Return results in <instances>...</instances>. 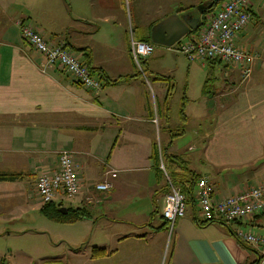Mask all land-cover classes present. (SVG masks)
<instances>
[{
	"label": "crops",
	"instance_id": "obj_1",
	"mask_svg": "<svg viewBox=\"0 0 264 264\" xmlns=\"http://www.w3.org/2000/svg\"><path fill=\"white\" fill-rule=\"evenodd\" d=\"M209 1L0 0V174L20 175L0 178V232H17L10 224L33 222L42 213L37 177L57 170L59 152L68 150L80 190L57 193L52 201L84 209L80 221L93 225L90 249L68 251L82 258L80 264H256L257 250L233 232H264V212L237 223L200 225L195 184V205L187 202L169 232L162 216L167 186L158 162L161 148L177 155L196 177L210 180L215 199L264 181V0L250 1L251 18L234 39L254 55L247 78L237 63L186 59L177 121L193 126L196 138L185 156L171 146L179 134L170 108L178 80L176 67L159 66L169 57L167 45L155 43L142 62L145 76L128 50L131 36L151 41L152 27L173 14L199 18L198 27L177 41L195 35ZM21 24L50 42L64 41L102 86L86 88L48 65L23 40ZM198 64L221 65L213 94L210 77L198 79ZM103 180L112 182L109 190L95 188ZM94 246L105 255L91 257Z\"/></svg>",
	"mask_w": 264,
	"mask_h": 264
},
{
	"label": "built area",
	"instance_id": "obj_2",
	"mask_svg": "<svg viewBox=\"0 0 264 264\" xmlns=\"http://www.w3.org/2000/svg\"><path fill=\"white\" fill-rule=\"evenodd\" d=\"M251 0H224L221 6L205 17L200 30L188 38L170 45L181 52L187 60L219 59L227 63H237L241 66V75L247 78L251 73L254 55L234 44V39L249 22L251 15L249 4ZM21 35L24 41L41 54L46 63L56 66L59 70L71 75L74 82L86 88L99 89L102 82L85 63L81 62L64 41L50 42L40 31L27 24H21ZM155 48V43L130 37L128 50L137 68L144 76L142 62ZM156 119L153 122L156 123ZM159 153V168L164 176L167 192L162 216L167 220L169 232L176 220L183 216L187 201L185 194L175 185L170 177L163 159ZM116 172H111L114 177ZM197 206L203 220L239 222L264 212V181L243 188L233 194L219 199L213 197V186L210 180L201 176L196 181ZM112 187L110 180L95 184L100 191ZM35 188L42 203L50 202L57 193L63 196H73L80 190V182L76 175V165L72 152H59L58 168L54 172H45L37 177ZM236 239L245 246L255 248L258 253L256 264H264V232H255L236 228Z\"/></svg>",
	"mask_w": 264,
	"mask_h": 264
},
{
	"label": "rangeland",
	"instance_id": "obj_3",
	"mask_svg": "<svg viewBox=\"0 0 264 264\" xmlns=\"http://www.w3.org/2000/svg\"><path fill=\"white\" fill-rule=\"evenodd\" d=\"M217 8L218 5L208 10L205 13V17L207 18L210 12ZM165 47L168 49L169 57L167 61L162 62L159 66H162L164 70L166 68L169 69V67L170 69L176 67L173 73L176 74L178 80L176 95L170 103V108L171 118L175 120L173 121L175 124L173 125V131L179 134L174 137L171 146L176 148L178 153H182L185 156V153L193 152L188 150V146L192 143L195 144L194 138H196L194 137L193 126L182 127L181 125L179 126L177 121L179 116L178 108L181 102L180 97L183 91V79L186 77L185 73L189 62L181 52L170 48V46ZM173 63L174 65L177 63V66H174ZM220 66L215 65L214 68H206L198 64L201 69L196 67L199 73V80L201 79L200 74L203 78L210 77L208 84V93L210 94H213L215 85H217L216 82L222 76ZM146 74L149 75L147 71ZM149 80L153 82L152 79ZM160 108L162 110L161 103ZM195 130H198V128L195 127ZM10 225L17 227V232H0V259L3 258L1 259L3 261L2 264H80L82 263V258L80 256L77 257V255H70L68 251L79 248L80 252H83V250H89L92 244L90 234H93V225L85 219L62 223L48 219L43 213H37L33 222L26 224L16 222Z\"/></svg>",
	"mask_w": 264,
	"mask_h": 264
},
{
	"label": "trees",
	"instance_id": "obj_4",
	"mask_svg": "<svg viewBox=\"0 0 264 264\" xmlns=\"http://www.w3.org/2000/svg\"><path fill=\"white\" fill-rule=\"evenodd\" d=\"M144 40V39H143ZM137 69V68H136ZM144 73L146 74L145 69L143 68ZM141 73L139 70H137ZM156 145L155 144V152H156ZM164 148H161V153L163 155V162L164 165L172 178L173 182L176 186L180 188V190L185 194L186 201L189 203L191 202L192 206L195 205L194 198V186L196 184L197 178L196 174H193L189 171V169L183 164L181 159L178 160L177 155L165 154L163 151ZM156 156V155H155ZM157 160V157H156ZM158 161V160H157ZM156 161V162H157ZM159 164V162H158ZM19 174H0V178L3 179H15L19 177ZM41 212L50 220L54 222H75L86 217V212L84 209L80 208H66V212L60 211V204H56L53 201L44 203L41 207ZM196 222L200 225L214 222L215 220H203L196 216ZM224 224H227L223 221H218ZM238 222V221H237ZM236 222V223H237ZM232 223V222H230ZM235 223V222H233ZM234 234V232H233ZM105 255V250L103 247H96L94 246L91 249V257H99Z\"/></svg>",
	"mask_w": 264,
	"mask_h": 264
},
{
	"label": "water",
	"instance_id": "obj_5",
	"mask_svg": "<svg viewBox=\"0 0 264 264\" xmlns=\"http://www.w3.org/2000/svg\"><path fill=\"white\" fill-rule=\"evenodd\" d=\"M220 0H210L202 8L205 12L212 8L213 3ZM199 25V18L187 17L186 15L173 14L154 25L151 29V41L157 44L173 45L180 37L185 35L189 29H194ZM60 211L66 212V208H60Z\"/></svg>",
	"mask_w": 264,
	"mask_h": 264
}]
</instances>
